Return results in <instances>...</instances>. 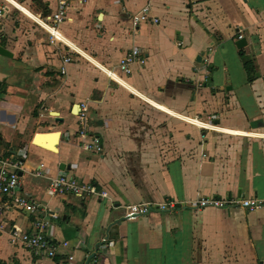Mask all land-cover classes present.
I'll return each mask as SVG.
<instances>
[{
    "label": "crops",
    "instance_id": "obj_1",
    "mask_svg": "<svg viewBox=\"0 0 264 264\" xmlns=\"http://www.w3.org/2000/svg\"><path fill=\"white\" fill-rule=\"evenodd\" d=\"M9 1L21 10L0 15L11 53L0 54V159L23 161L24 192L50 208L59 247L48 258L12 243L31 216L7 212L0 264H264V209L195 205L264 199V0H63L52 42L37 21L61 0ZM146 5L158 22L133 29ZM135 48L145 62L131 65L128 85L110 79ZM84 101L99 154L77 136ZM61 173L107 196H48ZM136 203L155 210L133 215Z\"/></svg>",
    "mask_w": 264,
    "mask_h": 264
},
{
    "label": "built area",
    "instance_id": "obj_2",
    "mask_svg": "<svg viewBox=\"0 0 264 264\" xmlns=\"http://www.w3.org/2000/svg\"><path fill=\"white\" fill-rule=\"evenodd\" d=\"M0 2V15H7L10 8L14 7L21 10L17 5L11 3L9 0ZM68 5L65 1H59L57 10L45 19H41L42 23H37L50 34V41L52 42L57 36L58 26L65 21L67 15ZM40 20V19H39ZM158 22V18L150 14L148 5L142 7L139 11L131 16L133 29H136L141 22ZM44 24V25H43ZM211 52V50H210ZM72 61V57L67 55L63 59V66L61 71H65V65ZM144 63L145 59L141 54L140 49L135 48L128 52L117 64V70L109 69L108 75L110 79L118 82L117 78L110 73L115 74L119 79L125 83V77L131 73V65L133 63ZM122 85V84H121ZM128 85V83H127ZM88 102L84 101L79 104L76 112L78 129L77 136L81 140L82 148L91 153H101L103 146L100 138L91 129V117L89 115ZM197 118V117H196ZM195 118V120H197ZM197 126H199L197 124ZM200 127V126H199ZM23 161L15 159L13 156H7L0 159V215L22 210L31 216V230L13 232L12 243H19L25 249L32 251L35 255L40 257L53 258L56 256L59 244L55 242L47 233L49 222L46 215L51 212L50 208L45 205L40 199L27 195L24 192L21 171H23ZM46 194L50 197H60L66 194H72L85 199L87 196L106 197L107 192L98 189V187L91 182H80L75 177L67 173H61L49 180L46 188ZM198 208H241L247 211H255L264 209V199L257 197H228L220 198L214 196H206L198 199L195 203ZM173 203H165L157 207V209L171 208ZM133 215H146L155 207L149 203H136L127 206ZM3 226L0 224V230ZM63 246H68L67 242L62 243ZM73 256L69 255L68 260H73Z\"/></svg>",
    "mask_w": 264,
    "mask_h": 264
},
{
    "label": "water",
    "instance_id": "obj_3",
    "mask_svg": "<svg viewBox=\"0 0 264 264\" xmlns=\"http://www.w3.org/2000/svg\"><path fill=\"white\" fill-rule=\"evenodd\" d=\"M236 45L238 48L245 46L246 45V39L244 37H241L240 39L237 40ZM0 54L11 56V53H9V51L4 49L1 45H0ZM89 259L90 258L87 259L86 264H89Z\"/></svg>",
    "mask_w": 264,
    "mask_h": 264
},
{
    "label": "bare ground",
    "instance_id": "obj_4",
    "mask_svg": "<svg viewBox=\"0 0 264 264\" xmlns=\"http://www.w3.org/2000/svg\"><path fill=\"white\" fill-rule=\"evenodd\" d=\"M76 111H77V109H76Z\"/></svg>",
    "mask_w": 264,
    "mask_h": 264
}]
</instances>
